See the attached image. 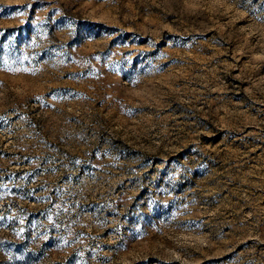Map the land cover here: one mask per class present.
<instances>
[{"label": "rangeland", "instance_id": "obj_1", "mask_svg": "<svg viewBox=\"0 0 264 264\" xmlns=\"http://www.w3.org/2000/svg\"><path fill=\"white\" fill-rule=\"evenodd\" d=\"M0 264H264V0H0Z\"/></svg>", "mask_w": 264, "mask_h": 264}]
</instances>
